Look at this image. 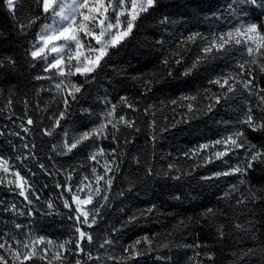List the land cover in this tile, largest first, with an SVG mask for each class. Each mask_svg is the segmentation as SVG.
Instances as JSON below:
<instances>
[{
	"label": "trees",
	"instance_id": "trees-1",
	"mask_svg": "<svg viewBox=\"0 0 264 264\" xmlns=\"http://www.w3.org/2000/svg\"><path fill=\"white\" fill-rule=\"evenodd\" d=\"M225 4H229V0H158L157 7L138 22L127 46L98 70L92 83H84L79 76L73 77L75 82L84 84V91L77 102L71 103L68 116L61 121L63 130L56 129L54 136L44 135V129L51 126L54 114L61 110L60 98L53 99L54 93L41 91L50 88L52 82L34 79L44 74L42 65L36 63V67H32L26 55L47 19L42 17L22 33L17 28L18 18L9 16L0 5V60L11 57L16 61L14 66L6 64L0 68V155L10 158L40 195L34 205L40 211L33 216H20L4 211V207L16 204L18 209L27 212L23 198L0 185V200L4 202L0 205V235L8 238L31 232L54 241H63L71 235V221L67 219L70 213L59 199L62 189H56L55 185L65 184V170L72 169L76 172L71 184L77 185L82 174L90 170L92 162L86 157L95 145L89 141L66 156L52 151V145H60L66 139L64 132L75 135L99 122L96 115L89 116L82 109L99 114L105 107V99L118 103L120 97L126 96L140 109L138 112L123 109L136 121L139 131L121 128L119 143L111 138L96 142L106 151L117 149L119 171L115 173L109 193V206L102 210L103 219L94 229H88L94 233V239L110 236L117 243L113 249H100L99 252L95 244L91 245L89 249L93 254L123 255V246L147 236L153 242L152 250L128 264H264V165L254 164L246 176L208 180L203 177L242 164L245 152L238 150L235 155L204 167H196L198 161L184 155L197 145L213 141L237 127L246 106L249 103L254 106L256 98L236 95L207 112L205 109L210 101L205 97V90L217 91L215 86L209 85V80L234 69L235 60L210 62L188 76L183 75L185 64L173 66L171 76L162 64L175 51L174 45L190 33L209 35L226 31L239 26L244 19L264 22V10L259 7L249 6L241 12L242 0H238V7H225ZM21 9L29 15L39 12L38 8L33 9L32 0H25L18 7V14ZM26 18L19 16L20 21ZM191 55L188 54L189 58ZM146 80H152L151 91L142 94ZM257 83L264 87V76H260ZM193 94H199L197 103L201 109L195 116L186 114L180 101L181 96ZM5 98L12 99L14 114L5 107ZM174 100L177 101L175 105L171 103ZM120 111L118 108V113ZM27 117L33 119V125H26ZM256 117L259 119L260 114L256 113ZM153 119L156 121L154 129L149 127ZM174 123L176 126L172 127ZM22 125L29 127V132H24ZM165 127L168 131H162ZM152 135L157 137L155 143ZM245 135L250 143L264 149V131L245 128ZM25 143L29 149L23 147ZM32 144H35L34 149ZM16 156L29 159L21 166ZM40 164H44L51 175L45 174ZM170 164L174 165L171 171ZM149 167L151 175L146 174ZM28 169L35 175H30ZM241 179L245 184H239ZM234 184L240 191L225 199L224 194ZM121 191L123 195H119ZM48 199L53 200L59 215L41 214L45 211L44 201ZM237 200L242 202L238 204ZM209 208L214 210V215H205ZM148 209H152L151 213H147ZM133 215L137 216L136 221L128 223ZM17 223L23 228L16 229ZM236 225L245 227L237 228ZM139 248L143 250L145 245L142 243ZM31 264L46 262L33 261Z\"/></svg>",
	"mask_w": 264,
	"mask_h": 264
},
{
	"label": "snow or ice",
	"instance_id": "snow-or-ice-1",
	"mask_svg": "<svg viewBox=\"0 0 264 264\" xmlns=\"http://www.w3.org/2000/svg\"><path fill=\"white\" fill-rule=\"evenodd\" d=\"M23 3L25 0H0V5L7 10L8 15L18 18L17 28L22 33L30 30L42 17L50 21L40 26L35 41L26 50V55L30 58L29 63L32 67H36V63L42 65L44 74L36 75L34 79L52 82L50 88H42L41 91L54 93L53 99L60 98L61 110L54 114L51 126L44 129V135L54 136L56 129L63 130L61 121L68 116L71 103L77 102L79 94L84 91V84L75 82L73 77L79 76L84 83H92L98 70L107 66L112 57L127 46L139 26L138 22L157 7L158 0H32L33 9H39L36 15H29L24 9H21L18 14L17 9ZM242 3L244 8L240 9L241 12L246 11L249 6L264 10V0L259 2L258 0H242ZM229 5L238 7V0H229V4L224 6ZM19 16L27 18L25 21H20ZM174 48L175 51L162 61L168 76L172 75L173 66L185 64L183 75L188 76L210 62L221 59H228L230 62L235 60L234 69L209 80V85L215 86L217 91L205 90V97L210 101L205 109L207 112L213 111L222 101L227 103L236 95L247 94L246 98H256L254 106L251 103L246 106L243 119L237 121V127L226 131L224 135L213 141L197 145L184 155L198 161L196 167H204L235 155L238 150L245 152L242 164L203 177L208 180L233 175L246 176L254 164L264 165V149L250 143L245 135V128L252 131H264V87L257 83L259 77L264 76V22H248L244 19L239 26H233L226 31L209 35L193 32L182 38L177 45H174ZM189 53H192L190 58ZM234 54L239 55L240 58L236 59ZM6 64L14 66L16 61L11 57L0 60V68H4ZM151 85L152 80H146L145 93L142 94L151 91ZM198 95L180 97L181 106L185 108L186 114L195 116L201 111L197 103ZM24 103L27 104V101ZM103 103L105 107L99 114L82 109L89 116L96 115L98 123L75 135L70 136L68 132H64L66 139L60 145H52V151L65 156L73 154L89 141L95 145L86 157L92 162L90 170L82 174L79 183L75 186L71 184L76 172V169H72L65 170V184L56 183L55 185L56 189H62L59 199L63 208L70 213L67 219L71 221V235L63 241H54L44 236L33 235L31 232L21 233L19 236L12 235L8 238L0 235V264H10V262L11 264H31L33 261H42L46 264H89V262L101 264L104 261L128 264L152 250L153 242L147 236L142 240H136L133 244L123 246V255L112 252H109L107 256L94 255L89 249V246L94 244L97 252L100 249H113L117 243L110 236L94 239V233L88 230L94 229L103 219L102 210L109 206V193L112 192L115 173L119 171L117 149L112 148L106 151L96 142L111 138L113 142L119 143L118 134L121 128L139 131L136 128V121L123 111V109H129L132 112L140 111L128 97H120L118 103H112L107 99ZM171 103L175 105L177 101L174 100ZM5 107L14 114L11 98H5ZM118 108L121 109L119 113ZM144 111L148 112V109L145 108ZM256 113L260 114L259 119ZM176 123L172 124V127H175ZM33 124V119L27 117L26 125ZM149 127L153 129L156 127L155 119L151 121ZM23 130L29 132L30 129L23 127ZM162 131H168V128L165 127ZM156 139L157 137L152 135L153 143ZM124 142L127 143V140ZM23 147L29 149L27 143ZM31 148L34 149L35 144H32ZM26 159L29 157H15L21 166ZM39 168L45 174L51 175L44 164H40ZM168 168L171 171L174 165L170 164ZM28 171L30 175H35L30 169ZM146 174H152L150 167L146 170ZM239 184H245V180L241 179ZM0 185H5L9 191L23 198L27 208L25 212L23 209H18L16 204H11L6 205L4 211L20 216H33L40 211L34 207L40 200V195L28 179L21 175L16 165L10 162V158L4 155H0ZM239 191L238 185H231L229 191L224 194V198L227 199ZM65 193L70 195L65 196ZM123 194V191L119 193V195ZM241 202L237 200L238 204ZM2 204L4 202L0 200V205ZM44 208L42 215L60 214L52 199L44 201ZM146 211L151 213L152 209ZM209 214L214 215V210L209 208L205 215ZM140 215L143 216L145 213ZM136 219L137 216L133 215L129 217L128 223H134ZM236 227L244 228L245 226L236 225ZM15 228L21 229L23 225L17 223ZM220 234L223 235L222 230ZM142 243L145 245L143 250L139 248ZM208 259L211 260L212 256L209 255Z\"/></svg>",
	"mask_w": 264,
	"mask_h": 264
},
{
	"label": "rangeland",
	"instance_id": "rangeland-1",
	"mask_svg": "<svg viewBox=\"0 0 264 264\" xmlns=\"http://www.w3.org/2000/svg\"><path fill=\"white\" fill-rule=\"evenodd\" d=\"M50 21L49 20H47V23H49Z\"/></svg>",
	"mask_w": 264,
	"mask_h": 264
}]
</instances>
